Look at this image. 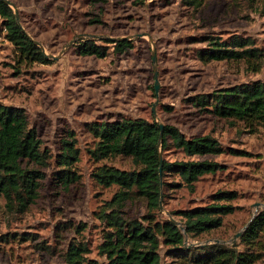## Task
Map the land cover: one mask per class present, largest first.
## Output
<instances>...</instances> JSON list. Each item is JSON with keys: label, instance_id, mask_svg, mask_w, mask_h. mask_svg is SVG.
Here are the masks:
<instances>
[{"label": "rangeland", "instance_id": "374dc122", "mask_svg": "<svg viewBox=\"0 0 264 264\" xmlns=\"http://www.w3.org/2000/svg\"><path fill=\"white\" fill-rule=\"evenodd\" d=\"M11 1L27 33L59 57H48L47 62L26 58L6 37L0 18V101L26 109L51 153L41 195L26 212H9L0 195V264H67L64 256L72 243L87 247L88 260H106L99 246L109 227L101 212L115 210L112 201L120 186L102 185L93 172L101 165L133 169L135 164L124 155L99 161L92 157L97 139L90 125L98 121L159 120L178 126L187 136L212 135L225 148L220 154L196 157L224 167L203 175L194 189L177 174L165 178L170 185L163 208L155 210L159 220L170 218L171 210L207 205L218 191L238 193L232 201L236 209L225 216L224 225L198 239L188 238L186 246L230 240L264 208L254 205L264 203V122L251 125L221 118L195 103L196 97L216 89L264 80V0H203L200 6L184 0ZM125 35L132 37V46L122 53L106 37ZM209 38L234 49L235 40L248 38L263 56L252 62L206 58L201 53L210 47ZM87 39L105 45L107 55L80 53ZM73 139L80 153L74 170L80 178L65 186L59 181L57 159L64 141ZM162 154L168 161L191 158L172 142ZM149 212L147 200L138 196L121 207L125 218L145 220ZM161 254L162 264H194L170 254L167 246ZM255 264H264V254Z\"/></svg>", "mask_w": 264, "mask_h": 264}, {"label": "trees", "instance_id": "16d2710c", "mask_svg": "<svg viewBox=\"0 0 264 264\" xmlns=\"http://www.w3.org/2000/svg\"><path fill=\"white\" fill-rule=\"evenodd\" d=\"M203 0H184L187 5L200 6ZM0 18L6 29V37L16 45L23 56L34 61L47 62L48 57L23 30L11 5L0 0ZM210 47L201 53L203 57L222 59H247L252 62L263 56L261 49L250 46V39L235 40L237 49L226 42L209 38ZM115 50L124 52L132 46L130 40L114 42ZM82 54L107 55L106 46L93 39L84 40L79 47ZM259 68V65L256 67ZM195 103L225 119L245 121L247 124L264 122V80L257 79L234 84L200 95ZM97 139L90 150L97 161L118 155L132 157L133 169L101 165L93 176L105 186L118 184L120 190L113 198L115 210L101 212L109 229L99 248L106 256L104 262L88 260L87 247L72 243L65 253L67 264H162V248L167 246L170 254H179L194 264H255L264 254V208L260 209L239 240L231 245L213 242L185 245V239H198L204 233L224 225L225 216L233 213L232 203L238 197L235 190H221L213 201L181 211H170L185 225V231L170 218L158 219L155 210L161 209V199L170 183L167 175L177 174L190 188L205 174L215 173L224 166L213 160L196 158L225 151L220 141L212 135L187 136L176 125L165 124L162 150L170 142L190 159L168 161L164 159L162 176L158 143L161 128L156 120L143 117H125L114 121L95 122L90 125ZM74 136V133H71ZM243 152V151H234ZM51 153L43 147V140L32 126L24 107L0 101V195L5 198L6 209L12 213H24L41 195L46 177L45 168L50 165ZM59 181L65 186L76 182L80 175L74 170L80 160L75 140L64 141V151L59 155ZM133 196L147 200L149 213L140 218H125L121 207ZM240 246H243L240 248Z\"/></svg>", "mask_w": 264, "mask_h": 264}, {"label": "water", "instance_id": "95a60500", "mask_svg": "<svg viewBox=\"0 0 264 264\" xmlns=\"http://www.w3.org/2000/svg\"><path fill=\"white\" fill-rule=\"evenodd\" d=\"M3 1L6 2L7 4L11 5V7L13 8L14 4H13V2H12L11 0H3ZM13 10H14V12H15L16 19H17L18 23L22 26L21 21H20L19 11L17 10V8H13ZM22 28H23L24 31H26V30L24 29L23 26H22ZM26 33H27V31H26ZM27 34H28V33H27ZM92 35L94 36L95 34H92ZM28 36H29V37H30V38H31V39H32V40H33L38 46H40V47L42 48L44 54H45L47 57H53V58H55V59H57V58L59 57V56H57V55H54V54H50V53H48V52L46 51L44 45H43L41 42H39L38 40L34 39V38L31 37L29 34H28ZM82 36H83V34H80V35H78L76 38L72 39V40H71V41L65 46V49H63L62 52H64V51H65L66 49H68L69 47L73 46V45L77 42V39L80 38V37H82ZM106 37H107L108 39L114 41V42L122 41V40H130V39H132L131 36H127V35H125V36H106ZM155 57H156V55H155V53H154V56H153V60H154V61H155V59H156ZM155 77H156L155 89H156V91H158L160 85H159V80H158L157 70H155ZM153 111H154L155 115L157 116V111H156L155 106L153 107ZM157 122H158V124H159V126H160V128H161V133H160V139H159V143H158V148H159V160H160V175L162 176L163 165H164V157H163V154H162V140H163V131H164L165 123H164V122H161V121H159V120H157ZM162 201H163V198L161 199V208H163ZM254 205H255L256 207H259V206H261V205H264V203L256 202ZM169 215H170V219H171L172 221H174L175 223H177V224L181 227V229H183V230L185 231L186 227H185V225L182 223V221L176 219V218H175L170 212H169ZM254 217H255V216H253V218H254ZM253 218L250 220V222L253 220ZM250 222L245 226V228H243L242 230L236 232L230 240H220V239H217L216 242H221V243H225V244H228V245L234 244V243L237 241V239L243 234V232H244L245 229L248 227V225L250 224ZM187 240H188V237H186V239H185V244H187ZM207 242H209V241H207ZM204 244H205V243H204Z\"/></svg>", "mask_w": 264, "mask_h": 264}]
</instances>
